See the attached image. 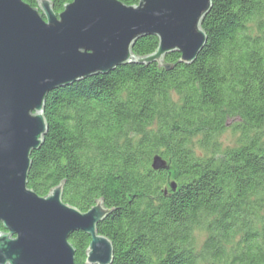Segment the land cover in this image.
Returning a JSON list of instances; mask_svg holds the SVG:
<instances>
[{"label": "trees", "instance_id": "trees-1", "mask_svg": "<svg viewBox=\"0 0 264 264\" xmlns=\"http://www.w3.org/2000/svg\"><path fill=\"white\" fill-rule=\"evenodd\" d=\"M50 1L61 14L74 0ZM202 28L207 44L192 65L169 54L171 69L126 65L46 99L29 188L47 197L63 184L64 202L83 213L103 200L111 213L98 232L113 264H264V0H212ZM158 46L147 36L133 51ZM229 129L233 147L222 142ZM157 156L170 171L154 169ZM69 241L87 264L90 237Z\"/></svg>", "mask_w": 264, "mask_h": 264}, {"label": "water", "instance_id": "water-1", "mask_svg": "<svg viewBox=\"0 0 264 264\" xmlns=\"http://www.w3.org/2000/svg\"><path fill=\"white\" fill-rule=\"evenodd\" d=\"M32 8L23 0H0V264H76L70 237L86 233L87 264H113L114 246L98 225L111 211L103 200L87 213L63 200V184L47 197L29 188L31 156L41 149L49 126L48 95L126 65L158 64L169 54L192 65L207 44L202 23L212 0H74L57 14L50 0ZM156 36L146 57L136 43ZM155 170L165 168L160 156ZM172 190L176 185L172 184Z\"/></svg>", "mask_w": 264, "mask_h": 264}, {"label": "rangeland", "instance_id": "rangeland-1", "mask_svg": "<svg viewBox=\"0 0 264 264\" xmlns=\"http://www.w3.org/2000/svg\"><path fill=\"white\" fill-rule=\"evenodd\" d=\"M230 125L232 126V123H230ZM238 138H239V135L233 134V131L229 129L225 133V135L222 137L223 145L225 147H233L236 145ZM165 168L169 171L171 170L170 162L165 161ZM196 238L199 240L200 246H202L204 241L208 238V234L201 231L197 233Z\"/></svg>", "mask_w": 264, "mask_h": 264}, {"label": "bare ground", "instance_id": "bare-ground-1", "mask_svg": "<svg viewBox=\"0 0 264 264\" xmlns=\"http://www.w3.org/2000/svg\"><path fill=\"white\" fill-rule=\"evenodd\" d=\"M144 38H145V37H144ZM158 40H159V39H158ZM103 220H104V218H103ZM103 220H102V221H103Z\"/></svg>", "mask_w": 264, "mask_h": 264}]
</instances>
